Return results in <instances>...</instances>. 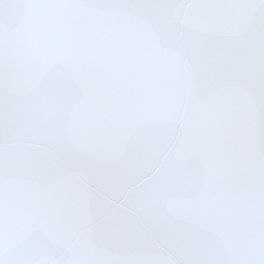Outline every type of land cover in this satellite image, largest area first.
Wrapping results in <instances>:
<instances>
[{
	"label": "snow or ice",
	"instance_id": "1",
	"mask_svg": "<svg viewBox=\"0 0 264 264\" xmlns=\"http://www.w3.org/2000/svg\"><path fill=\"white\" fill-rule=\"evenodd\" d=\"M0 264H264V0H0Z\"/></svg>",
	"mask_w": 264,
	"mask_h": 264
}]
</instances>
